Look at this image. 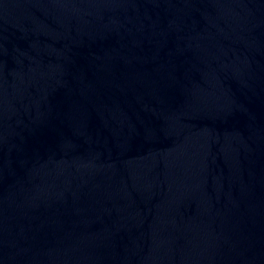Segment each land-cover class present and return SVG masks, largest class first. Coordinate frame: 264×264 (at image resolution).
<instances>
[{"label":"water","instance_id":"1","mask_svg":"<svg viewBox=\"0 0 264 264\" xmlns=\"http://www.w3.org/2000/svg\"><path fill=\"white\" fill-rule=\"evenodd\" d=\"M0 264H264V0H0Z\"/></svg>","mask_w":264,"mask_h":264}]
</instances>
